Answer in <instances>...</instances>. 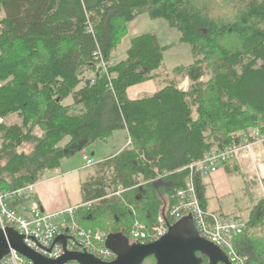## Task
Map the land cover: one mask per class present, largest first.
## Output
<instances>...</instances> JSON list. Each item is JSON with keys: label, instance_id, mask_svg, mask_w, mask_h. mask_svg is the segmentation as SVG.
I'll list each match as a JSON object with an SVG mask.
<instances>
[{"label": "trees", "instance_id": "trees-1", "mask_svg": "<svg viewBox=\"0 0 264 264\" xmlns=\"http://www.w3.org/2000/svg\"><path fill=\"white\" fill-rule=\"evenodd\" d=\"M3 11L0 118L20 123L0 124V191L41 181L118 129L131 138L95 164L111 170V185L98 176L83 182L79 227L129 239L136 221L148 230L159 215L175 224L169 214L190 164L214 147L239 145L264 121V0H0ZM143 14L180 31L194 61L174 68L176 79L152 95L131 99L128 89L157 76L170 46L142 33L112 62L128 24ZM181 73L191 78L187 90ZM27 143L31 151L19 150ZM203 175L197 187L206 209ZM246 221L233 244L248 264H264V199Z\"/></svg>", "mask_w": 264, "mask_h": 264}, {"label": "built area", "instance_id": "built-area-1", "mask_svg": "<svg viewBox=\"0 0 264 264\" xmlns=\"http://www.w3.org/2000/svg\"><path fill=\"white\" fill-rule=\"evenodd\" d=\"M102 66L106 69V63ZM3 118H0V124ZM239 145H228L223 148L214 147L207 151L202 159L190 164L184 188L176 190V204L172 207L169 218L172 223L183 217L192 216L193 223L199 235L223 249L233 264H248L247 258L241 256L234 244L233 239L242 235L247 221L241 217L223 216L216 212L208 211L203 207L197 187L198 176L202 174L216 173L221 166H228L239 156L255 157L256 148H264V121L260 125L251 128L242 134ZM131 143L129 137L128 144ZM259 157V155L257 154ZM84 168L93 166L96 162L90 155L84 153ZM262 180V178H260ZM37 183H28L24 187L12 190L0 191V226L14 227L20 234L25 236L28 247L39 254L51 259H58L64 253V247L60 243L54 244L59 234L70 236L67 240V249L95 254L104 261L115 259L114 252L107 247L108 233L102 229H87L79 227L75 221L78 207L71 206L62 210L47 211L43 209L36 198ZM17 206H12V202ZM167 218L159 215L157 224L150 230L146 224L136 221L130 232L129 242L148 243L162 238L168 231ZM68 230V231H66ZM0 264H32V262L15 250H11ZM66 264H79L70 261Z\"/></svg>", "mask_w": 264, "mask_h": 264}, {"label": "rangeland", "instance_id": "rangeland-1", "mask_svg": "<svg viewBox=\"0 0 264 264\" xmlns=\"http://www.w3.org/2000/svg\"><path fill=\"white\" fill-rule=\"evenodd\" d=\"M155 33L163 45H170L166 49L164 53V61L162 65V69L160 70L161 77H175L178 73L174 75L172 73L173 69L180 66V65H189L193 63L194 57L191 51V47L188 43L181 41V33L175 28H172L168 20L164 18L153 19L148 14H143L138 16L135 20L131 21L128 24L127 31L121 41L119 42L116 52H114V56L112 57V62H117L121 59H124L127 56L128 47L131 45V38L138 34L142 33ZM162 78L157 79L154 83H147L141 88H148L150 85L155 84L163 85ZM209 79L208 76H202L200 81H207ZM179 86L183 90H187L189 85L192 83L191 78L189 75H183L181 73L178 76ZM146 86V87H145ZM159 87V86H158ZM162 87V86H161ZM147 95V94H144ZM72 98H69L67 102H71ZM8 125H12L14 123H20V120L13 116L8 118L6 121L3 119L4 123ZM36 134H40L39 129L35 130ZM124 134L119 129L114 131L112 136L108 139V146L105 145V140H98L90 146L86 148L90 154L92 153L97 161H99L106 151H109L113 147V140L114 139H122ZM1 144V139H0ZM33 147L32 143L24 144L20 147L19 150H24L26 152L31 151ZM256 155L255 157L251 156H243L245 159L242 161V169L240 172H233L232 175L228 174L227 183L226 181L223 186L226 188L229 186L231 189V197L227 200V203L231 204L232 206H238L239 210L236 214L237 217H241L244 221L247 220V215L249 214L250 210L253 206L257 203L258 200L264 199V148L258 146L256 148ZM259 155V157L257 156ZM82 153H77L71 157V164L73 166H80L83 163ZM241 156H239L240 158ZM90 168V167H88ZM87 168H84V172H86ZM99 170V171H98ZM112 172L111 170H101L100 167L96 168L95 164L90 171L89 176L86 178V181L93 177H97L102 181H105L108 185H111L110 176ZM262 178V182L260 181ZM250 182V183H249ZM214 191V189H212ZM218 194V193H217ZM214 201L212 203L218 204V198L214 197ZM224 200H221V205H224ZM231 202V203H230ZM244 207V208H241ZM242 209V210H241Z\"/></svg>", "mask_w": 264, "mask_h": 264}, {"label": "water", "instance_id": "water-1", "mask_svg": "<svg viewBox=\"0 0 264 264\" xmlns=\"http://www.w3.org/2000/svg\"><path fill=\"white\" fill-rule=\"evenodd\" d=\"M193 222L192 216L183 217L170 225L162 238L148 243L131 244L123 236L108 235L107 247L116 256L112 261L101 260L88 252L68 250L70 236L67 234H59L53 241L54 244H62L65 253L58 259H51L28 247L25 236L14 227L0 226V261L15 250L32 264H66L70 261L79 264H143L152 256L156 264H203L205 259L208 264H233L223 249L199 235Z\"/></svg>", "mask_w": 264, "mask_h": 264}, {"label": "crops", "instance_id": "crops-1", "mask_svg": "<svg viewBox=\"0 0 264 264\" xmlns=\"http://www.w3.org/2000/svg\"><path fill=\"white\" fill-rule=\"evenodd\" d=\"M4 17V11L0 13V19ZM139 35V34H138ZM165 45V44H163ZM160 68L156 72H154L157 76L151 80L144 82L143 84H137L128 89V96L131 99L141 98L143 96L152 95L153 93L161 89L165 84V79L162 78L160 73ZM162 78L163 85H150L148 88H141L147 83H154L157 79ZM159 86V87H158ZM162 86V87H161ZM146 87V86H145ZM17 117L16 115H11L7 117L5 120L7 121L10 117ZM18 118V117H17ZM19 119V118H18ZM20 120V119H19ZM15 124V123H14ZM124 134L122 139H114L113 147L109 151L104 153L103 157L97 161L94 155L88 152L86 149L81 152L82 156L84 153L90 155L95 160V164L100 161H103L107 157L113 156L114 154L119 153L123 148L128 146L129 134L126 129H119ZM112 136V135H111ZM110 136V137H111ZM109 137V138H110ZM108 138V139H109ZM108 139L105 140V145L108 146ZM83 158V157H82ZM245 158L241 156L238 157L237 160L228 164V166H221V168L212 174H204L203 181L206 185V209L211 212L219 213L223 216H233L236 215L239 208L238 206H232L227 203V200L231 197V189L228 187H224L222 183L227 180L228 174L232 175L233 172H240L242 169V161ZM71 157L63 158L59 168L48 170L43 179L37 182L36 186V198L39 201L41 207L47 211H57L62 210L71 206H81L83 204V190L82 184L86 181V178L89 176L91 169L87 168L86 172H84V160L80 166H73L71 164ZM228 181V180H227ZM226 181V183H227ZM262 182V180H260ZM214 189V191L212 190ZM218 193V194H217ZM214 197L218 198V204L212 203L214 201ZM227 199V200H226ZM221 200H224V205H221ZM231 203V202H230ZM166 208V207H165ZM241 208H244L241 206ZM242 210V209H241ZM249 215V214H248ZM247 215V216H248ZM248 218V217H247Z\"/></svg>", "mask_w": 264, "mask_h": 264}]
</instances>
